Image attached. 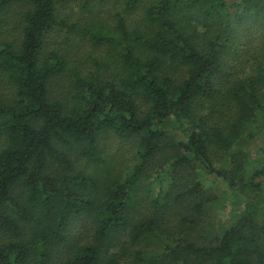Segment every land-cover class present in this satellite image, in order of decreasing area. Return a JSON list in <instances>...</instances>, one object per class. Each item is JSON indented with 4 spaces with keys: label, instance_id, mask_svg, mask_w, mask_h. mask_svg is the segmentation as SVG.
<instances>
[{
    "label": "trees",
    "instance_id": "trees-1",
    "mask_svg": "<svg viewBox=\"0 0 264 264\" xmlns=\"http://www.w3.org/2000/svg\"><path fill=\"white\" fill-rule=\"evenodd\" d=\"M27 1L0 39V264H264V0Z\"/></svg>",
    "mask_w": 264,
    "mask_h": 264
},
{
    "label": "rangeland",
    "instance_id": "rangeland-1",
    "mask_svg": "<svg viewBox=\"0 0 264 264\" xmlns=\"http://www.w3.org/2000/svg\"><path fill=\"white\" fill-rule=\"evenodd\" d=\"M108 10H113L117 8L115 4L111 3L108 4V6H106ZM29 9V3L27 0H23L21 3L13 5L12 7H10L8 9L7 12L4 13L3 17L0 19V39H10L13 37V33L15 31V26L17 24V22L19 20H21V15L26 12ZM77 12L76 9V4H68L67 6H63L60 10V17H64L65 15H72L74 13ZM113 11H111L112 13ZM111 13L108 14L104 11V16H111ZM60 36L55 35V33H53L51 36H49L47 43L49 44V46H57L58 41L60 40ZM74 47H76V44H73ZM88 48V47H87ZM93 49H88L86 51H80L78 54H76L74 57H70L72 62H75V60L78 63H81L84 60V57L88 54L93 55L92 53ZM75 54V53H73ZM95 55V54H94ZM95 57H97L95 55ZM117 142L115 141V139L113 138V135L110 133H106L103 135L102 140H101V144L107 148L108 151H114L117 147H119L117 144ZM264 148V137H260L258 138L257 142L254 144V147H252V149L257 150L259 148ZM257 152V151H256ZM219 218L217 215L214 216V219ZM213 219V220H214ZM75 229L73 230V235H75V238L80 237L82 239V241H86L87 238H84V236H86L87 232L84 228L85 222L84 220H80L78 222L75 223ZM118 242L116 243V247H114L115 249L113 250V252H115L117 250V248L119 247V245H121L122 243L126 246L129 247L127 240L124 238H118ZM81 241V242H82ZM118 244V245H117ZM63 257L65 256L64 251L61 254Z\"/></svg>",
    "mask_w": 264,
    "mask_h": 264
}]
</instances>
